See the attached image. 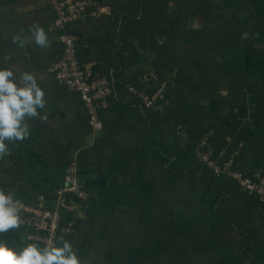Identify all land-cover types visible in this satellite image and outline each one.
Masks as SVG:
<instances>
[{
    "label": "crops",
    "instance_id": "obj_1",
    "mask_svg": "<svg viewBox=\"0 0 264 264\" xmlns=\"http://www.w3.org/2000/svg\"><path fill=\"white\" fill-rule=\"evenodd\" d=\"M92 1L96 6L110 7L112 14L97 19L85 17L71 24L69 30L78 33V58L94 62L97 73L112 85L108 107L99 113V126L95 129L88 125L86 112L78 97L60 86L48 72L52 61L62 53L56 33L49 32L54 12L48 0H0V68L10 70L12 79L17 82L23 73L32 74L44 93L45 102L44 107L38 109V116L25 117L29 135L18 141L20 148L17 151L16 148L12 151L8 149L9 154L0 156V161L8 160L15 170L9 185L14 190L23 187L21 193L43 192L37 195V205L56 211L66 224L84 219L86 212L90 211L97 219L108 218L110 225L117 220L122 221L126 215L124 211L131 212V216L138 215V210L133 207L138 208L144 202L138 189L139 182L151 186V208L142 211L144 214L150 211L154 218L160 215V200L170 201L176 195V179L181 174L184 178L181 184L193 186L197 181L201 186L200 175L204 167L194 155V146L202 140L210 142L213 148L222 147L221 152L227 148L232 154L235 152L234 161L243 175L264 176V53L249 50L243 53V72L247 81L240 92L229 89L219 75L216 97L194 96L180 106L175 101L166 100L164 112L144 111L125 86L169 93L175 86V69L161 68L166 80L157 82L155 68L149 64L155 57L152 50L154 44L150 40L145 52L147 64L137 60V57L132 60L127 52L118 56L125 38L121 17L134 13L136 7L131 0ZM166 9L168 14H176L170 2ZM153 20L154 15L146 18V25L154 24ZM33 26L43 29L46 47L35 43L31 32ZM144 29L143 34L149 35L148 28ZM14 36L25 41L23 47L13 42ZM153 36L157 44L165 38L157 30ZM132 38L131 46L138 48V38L134 34ZM214 60L220 61L218 55L215 54ZM117 72H121L124 78V82L119 83L122 86L120 91L113 86L112 74ZM40 116H46V119L42 120ZM233 123L240 126L234 129ZM189 127L193 131L191 135L187 130ZM240 132L238 141L236 134ZM222 138L226 141L219 144ZM71 161L75 163L77 183L86 195L82 203L54 198L55 191L63 185L65 167ZM223 195L225 198L228 196ZM49 196L51 199L47 198ZM183 197L185 205L190 202L188 207H183L188 220L187 225L185 222V233L190 243L191 238H208L210 225L206 219L199 220L206 216L207 211L204 207V210L198 211L193 207L196 202L210 196L187 189ZM241 205L232 204L224 208L219 216L258 215L257 212L264 215V208L255 206L249 210ZM249 226L256 233L254 242L264 248L261 215L250 219ZM222 227V231L218 229L224 234L221 243H212L215 247H209L221 251L205 258L219 260L233 256V253L227 255V250H238L240 237ZM134 229L135 242H143V225L139 224ZM190 233L194 235L189 237ZM22 234V239L26 240L24 235L29 234L28 229ZM74 251L80 262L77 250ZM251 260H245L243 264H251Z\"/></svg>",
    "mask_w": 264,
    "mask_h": 264
},
{
    "label": "trees",
    "instance_id": "obj_2",
    "mask_svg": "<svg viewBox=\"0 0 264 264\" xmlns=\"http://www.w3.org/2000/svg\"><path fill=\"white\" fill-rule=\"evenodd\" d=\"M131 1L136 9L134 13L121 17L122 23H124L122 27L125 29L123 31L125 38L117 55L127 52L128 55H131L132 60L137 57V60H142L147 64L145 52L148 48V40H150L154 44L152 50L155 57L149 64L155 68L154 73L157 75V82L162 83L166 80L161 68L175 69L173 80L175 86L171 92L163 93V96L165 100L175 101L178 106L181 103L189 102L188 100H192L191 97L194 96L216 97L215 90L218 81H220V76L223 77L224 83L229 89L240 92L247 81L243 72V53L247 50L253 53H264V47L255 48L253 46L252 48L250 46L251 43L255 42V37H259L255 39L256 41H261L264 44V0ZM171 1H175L177 4L178 17L167 12L166 6ZM151 15L155 16L154 24L146 25L145 20ZM195 15H199L202 19L201 28L192 29L188 27V20ZM69 26H67V32L78 37V33L69 30ZM144 28H148L149 35L143 34ZM156 30L165 37L159 44L153 36ZM132 33L138 38L136 42L138 48L131 46ZM215 54L218 55L220 61L214 60ZM58 58L59 56L52 63ZM78 60L84 62L79 58ZM188 63H190V67L187 66ZM185 68L186 71H184ZM97 69L95 66L93 71L97 72ZM112 79L115 90L120 91L122 86L119 83L124 82L122 73L112 74ZM163 110L164 107L159 113L164 112ZM164 123L168 126L166 122ZM234 125L235 123H233ZM236 126L239 127L240 125L236 124ZM187 130L191 135L193 132L191 128L189 127ZM236 136L239 137L237 139L239 141L241 132ZM225 141V138H222L219 144ZM6 143L10 151L15 148L17 151L20 148L18 141H6ZM207 144L212 149L211 159L213 160H217L221 153H223L222 160H227L232 154L228 148L221 152L222 147L213 148L210 142ZM161 160L164 162V158ZM220 162L221 160L218 164ZM14 174L15 170L10 166L8 160L0 161V191L10 193L14 200H19L27 206L30 204V207H36L37 195L44 193L37 190L31 191V194L21 193L20 189L23 187L14 190L9 185V180ZM182 177L181 174L176 179L174 198L170 201L160 200V215L157 218H154L150 211L143 213L142 210L151 208V186L146 182L143 184L139 182L138 189L144 197V202L138 208L133 207L138 210L137 216H131V212L124 211L126 215L122 221L117 220L108 225V218L105 220L97 219L90 211H87L84 219L72 223L73 233L57 236L55 246H58L62 241H67L73 249L79 252L81 259L79 264H243L245 260L250 258H252L251 264H264V248L254 242L256 233L249 226L250 219L260 215L264 226V215L257 212L258 215L219 216L224 208L230 207L232 204H242L241 206L244 205L243 208L249 210L255 206L263 209L264 204L260 203L256 197L240 192L235 181L226 175H216L205 168L200 175L201 186L198 185L197 181L194 182L193 186H185L180 183L184 180ZM187 189L190 192H199L202 195L210 196L209 199L196 202L195 207H193L197 211L198 209L204 210L203 207L206 209V216L199 220L206 219L208 221L210 225L209 237L204 239H200V237L191 238L192 243L185 233V222L187 225L188 220L183 212V207L186 208L190 205V202L185 205L183 200V193ZM223 193L228 195L227 198L224 197ZM54 196L52 195L51 198H57L55 194ZM47 198L51 199L50 196ZM64 198L79 203L83 202L72 196H65ZM197 211L196 213H198ZM61 224L65 225L66 223L61 222ZM139 224L143 225V242L136 243L134 228ZM222 226L227 227L240 237L238 250H227L228 253L226 254L233 253V256L222 257L219 260L215 257L205 258V256L216 254L215 251H221L216 248L209 249V247H215V244L212 243H221L224 234L220 233L219 230H223ZM26 228L25 223L21 221L18 228L9 229L7 233H0V239L14 248L22 247L28 243H35L42 247L37 242L22 239V233ZM190 234L189 237L194 235ZM100 243L102 245L101 252L96 248ZM114 244L117 246L112 247ZM93 252H95V256H93ZM222 254L224 255V253Z\"/></svg>",
    "mask_w": 264,
    "mask_h": 264
},
{
    "label": "built area",
    "instance_id": "obj_3",
    "mask_svg": "<svg viewBox=\"0 0 264 264\" xmlns=\"http://www.w3.org/2000/svg\"><path fill=\"white\" fill-rule=\"evenodd\" d=\"M54 12L49 32L56 33L57 41L62 45V53L52 63L48 72L54 80L67 91L76 94L88 119V125L95 129L99 126V113L106 110L113 90L109 80L93 71L94 62H80L77 58L78 38L67 32V26L85 17L100 18L111 15L108 6H96L92 0H48ZM126 91L138 100L142 109L159 113L166 104L163 93L159 90H141L126 85ZM211 159L212 152L206 140L194 146V155L202 166L216 175H226L235 181L240 192L254 196L264 204V176L247 177L237 169L234 161L235 152L227 160ZM221 160L220 164L218 162ZM75 163L69 162L64 170L63 185L55 191L57 199L72 196L77 200L86 198L84 190L75 177ZM19 217L29 231L25 239L44 246H55L59 234L73 233L72 223L61 224L60 215L53 210L37 205L30 207L20 202Z\"/></svg>",
    "mask_w": 264,
    "mask_h": 264
},
{
    "label": "clouds",
    "instance_id": "obj_4",
    "mask_svg": "<svg viewBox=\"0 0 264 264\" xmlns=\"http://www.w3.org/2000/svg\"><path fill=\"white\" fill-rule=\"evenodd\" d=\"M31 32L38 46H47L42 28L33 26ZM13 42L21 47L25 43L16 36ZM12 77L10 70L0 68V156L9 154L6 141H21L28 137L25 117L38 116V109H42L45 103L44 93L32 74L23 73L19 82ZM40 119H46V116H40ZM20 206V201L14 200L10 193L0 191V233L19 227ZM0 264H79V259L67 241H62L58 246L40 247L28 243L14 248L0 239Z\"/></svg>",
    "mask_w": 264,
    "mask_h": 264
},
{
    "label": "flooded vegetation",
    "instance_id": "obj_5",
    "mask_svg": "<svg viewBox=\"0 0 264 264\" xmlns=\"http://www.w3.org/2000/svg\"><path fill=\"white\" fill-rule=\"evenodd\" d=\"M187 1V0H184ZM214 1H218V0H214ZM170 4L172 6H174V9L176 10V14L174 16H179V10L177 8V4L175 1H171ZM201 24H202V19L200 18L199 15H195L193 18L188 20V27L192 28V29H196V28H201ZM214 24V23H212ZM216 25V24H214Z\"/></svg>",
    "mask_w": 264,
    "mask_h": 264
},
{
    "label": "rangeland",
    "instance_id": "obj_6",
    "mask_svg": "<svg viewBox=\"0 0 264 264\" xmlns=\"http://www.w3.org/2000/svg\"><path fill=\"white\" fill-rule=\"evenodd\" d=\"M173 11H175V9H174ZM173 13H174V12H173ZM257 38H259V37H255V39H257ZM255 39H254L255 42H253V44L251 43V45H250L252 48H253V46H254L255 48H262V47H264V44H263L261 41L258 42V41H256ZM187 66L190 67V63H188ZM170 208H171V207H170ZM117 213H118V212H117ZM161 220L163 221V219H161ZM174 220H176V218H174ZM154 223H155V222H154ZM154 223H152V224H154ZM180 224L182 225V223H180ZM182 226H183V225H182ZM88 241H89V240H88ZM101 246H102V245H101V243H100V245L98 244V246L96 247L100 252H101ZM116 246H117V244H114V246H112V247H116ZM77 254L79 255V252H78V251H77ZM98 254H99V253H98ZM95 255H96L95 252H93V256H95ZM117 257L120 258V256H118V255H117Z\"/></svg>",
    "mask_w": 264,
    "mask_h": 264
}]
</instances>
